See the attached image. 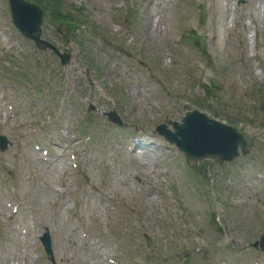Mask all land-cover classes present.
I'll return each instance as SVG.
<instances>
[{
    "label": "rangeland",
    "instance_id": "1",
    "mask_svg": "<svg viewBox=\"0 0 264 264\" xmlns=\"http://www.w3.org/2000/svg\"><path fill=\"white\" fill-rule=\"evenodd\" d=\"M63 1L69 9L82 7L92 22L114 39L111 55L100 35L86 37L82 45H68L56 35L52 25H47L46 40L57 42L63 50L73 46L72 64L62 68L56 58L36 53L30 43L13 31L7 4L0 0V5L5 6V10L0 6L2 29L18 36V39L11 38L12 43L18 50L22 48L26 54L31 53L34 70L42 71V76L53 81L56 91L61 92L60 100L55 103L33 108L30 107L32 99L19 96L22 122L43 126L52 121L68 139L73 123L85 117L91 104L100 110L91 116V140L88 135L80 138V145L88 150L80 160L81 174L66 165V172H56V179L54 174L51 183L44 181L37 160L30 157V146L21 139L28 135L27 130L6 124L5 134L12 141L10 151L16 153L17 158L9 153L2 155L8 174L0 170V177L10 179L6 189L22 205L18 221L26 225L33 218L41 234L46 228L51 231L56 264H106V255L114 251L128 264H238V258L252 264L256 255L261 256L264 264V254L250 247L264 231V132L253 120L255 114L258 116L255 105H259L254 92H264V25L256 9L259 3L109 0L108 12L104 10L102 16L97 17L90 0ZM200 5L205 6L202 16ZM234 12H237L236 17ZM130 17L136 21L134 31L126 26ZM149 19L151 26L146 30ZM255 22L262 32L258 42L252 41ZM245 27L248 44L247 38L240 35ZM192 29L204 38L212 61L210 67L185 40ZM243 59L248 63H242ZM102 63H106V67ZM130 69L128 80L119 81V74H128ZM213 78L219 80L229 114L243 121L236 127L246 134L250 145L255 144L249 158L240 157L232 167H224V172L223 168L208 162L192 169L206 187L208 182L213 183L218 207L230 232L229 240L235 246L233 249L224 246L228 238L216 227L213 231L208 228L207 222L212 221V217L204 185L190 178L187 168L176 159V149H170L153 132L159 121H179L191 105L186 100L187 94L191 92L192 100L195 95H203L202 83ZM69 97L77 108L72 109L74 104H69L65 115L60 107ZM113 108L126 121L125 130L111 127L104 117V112ZM50 110L56 111L57 120L52 118ZM68 111L73 113L68 114ZM134 128L139 130L143 143L150 145L140 158L125 149L127 144H133ZM17 140L20 143L16 144ZM180 158L185 164L181 155ZM164 170L169 173L164 174ZM62 183L68 185L69 195L78 199L76 206L67 204L66 198L57 191ZM76 183L81 184L80 189H76ZM156 187L164 189V196L156 193ZM84 188L90 189L92 195H83ZM9 213L0 215V257H9L10 264L17 260L22 264L21 258L16 256L20 248L31 262L29 253L34 250V242L27 240L24 245L18 242L14 227L17 220L12 224L5 222ZM73 214L81 216L89 226L90 236L86 242L76 229ZM197 232L205 233L209 244L201 241L195 246L191 243L187 249L185 243ZM199 247H203L204 252L195 254ZM39 252L43 254L41 248ZM186 256L190 258L187 262Z\"/></svg>",
    "mask_w": 264,
    "mask_h": 264
},
{
    "label": "bare ground",
    "instance_id": "2",
    "mask_svg": "<svg viewBox=\"0 0 264 264\" xmlns=\"http://www.w3.org/2000/svg\"><path fill=\"white\" fill-rule=\"evenodd\" d=\"M102 4H103L102 3V0H96L97 14H100V13L103 12L104 7H103ZM146 25H148L147 28L149 29L150 28V25H151V22L149 21L148 23H146Z\"/></svg>",
    "mask_w": 264,
    "mask_h": 264
},
{
    "label": "water",
    "instance_id": "3",
    "mask_svg": "<svg viewBox=\"0 0 264 264\" xmlns=\"http://www.w3.org/2000/svg\"><path fill=\"white\" fill-rule=\"evenodd\" d=\"M203 158H204V156H201L200 157V159H202V160H203ZM214 159H216V158H214ZM194 160H195L194 162H197V159L196 158H194Z\"/></svg>",
    "mask_w": 264,
    "mask_h": 264
}]
</instances>
